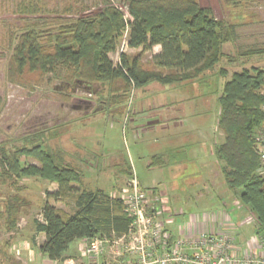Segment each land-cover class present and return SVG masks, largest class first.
I'll list each match as a JSON object with an SVG mask.
<instances>
[{"label": "rangeland", "instance_id": "obj_1", "mask_svg": "<svg viewBox=\"0 0 264 264\" xmlns=\"http://www.w3.org/2000/svg\"><path fill=\"white\" fill-rule=\"evenodd\" d=\"M30 1L0 0V264H16L21 260L25 264H41L35 246L43 240V235L36 232L35 226L37 222H42L41 208L45 201L60 212H72L71 195L61 196L57 200L47 197V192L57 190V184L35 176L15 177L9 168L2 167V155L18 156L16 151L28 144L24 140L26 136L32 135L34 138L31 146L41 143L42 149L61 165L78 171L81 186L88 190L100 189L106 194L120 197L117 191L124 186L126 188L128 181L135 178L140 188L151 192L149 208L152 203L162 200L160 204L164 209L171 207L185 211L187 206L184 200L189 201L187 198L191 194L192 213L206 204L208 197L209 202L216 194L219 196L223 179L216 164L214 148L223 141L217 128V98L225 79L218 72L224 69L229 77L243 67L264 68V58L242 61L243 65L239 62L230 65L223 58L221 64L203 75L206 79L199 76L203 79L202 85L190 86V82L183 81L170 86L157 82L140 88L131 86L126 102L122 107H117L109 102L113 91L111 86L93 85L94 91L90 92L80 84L63 91L62 82L50 76H14L11 72L13 79H8L15 39L21 34L19 30L24 28L25 23L33 21L32 17L16 12V6ZM126 1L109 0L127 19ZM197 2L201 7L210 9L216 19L238 24V45L264 43V0ZM38 3L49 12L58 11L59 15H38L47 21L55 17H84L97 13L103 7L102 0H38ZM69 5L73 9L71 13L61 12ZM124 43L109 55L114 65L121 52L129 57L141 52L139 48H127ZM159 51V47H153L150 52L140 54L143 71H157L151 57ZM223 52L233 57L236 45L225 43ZM160 72L163 76L173 74L166 70ZM120 109L121 115L118 113ZM34 117L42 118V124L36 126L37 129H28L29 124L33 123L27 122ZM258 139L264 162V133H260ZM31 146L27 145L28 148ZM171 150H174V154L168 157ZM180 153L182 156H176ZM154 155H164L166 161L175 160L177 166L170 169L149 166ZM18 160L21 166L41 167L36 158L30 155H20ZM126 164L130 167L131 175L127 173ZM216 188L220 191L217 192ZM199 194L203 197L200 201ZM217 197L213 202H220L222 196ZM14 206L18 207L19 215L16 227L10 231L6 218L12 216L10 211ZM248 216L251 224L255 225V218L250 214ZM173 218L179 221L182 216ZM174 227L175 224L170 226L171 230ZM74 245L71 243L68 251ZM77 255L73 253L64 257L58 264L71 258L83 264ZM112 258L111 249L106 246L102 260L104 263L111 262ZM128 259L127 256L121 258Z\"/></svg>", "mask_w": 264, "mask_h": 264}, {"label": "trees", "instance_id": "obj_2", "mask_svg": "<svg viewBox=\"0 0 264 264\" xmlns=\"http://www.w3.org/2000/svg\"><path fill=\"white\" fill-rule=\"evenodd\" d=\"M102 3L103 7L95 14L75 19L55 17L51 21L38 15H59L58 11L49 12L38 0L16 6V12L32 17L33 21L26 22L15 39L10 73L50 76L62 82L63 91L80 84L90 92L94 91L93 85L111 86L110 104L122 107L131 86L140 88L150 82L170 86L183 81L190 82V86L202 85V80L207 78L203 75L221 64L223 58L230 65L264 58V43L238 45V24L216 19L197 0H127V19L109 0ZM72 10L69 5L61 12L69 14ZM123 43L129 49L139 48L140 54L159 46V53L151 57L157 71H143L140 54L129 57L121 52L114 65L109 55ZM225 43L236 45L233 57L223 52ZM159 70L173 74L163 76ZM218 75L225 79L217 98V128L223 141L215 145V159L226 189L252 213L256 234L264 238V162L258 147V135L264 133V68L243 67L229 77L220 69ZM9 78L13 79L12 73ZM118 113L121 115V109ZM36 135L39 134L33 136ZM33 139L32 135L24 138L30 146ZM27 145L16 151L18 156L3 154L2 167L9 168L15 177L35 176L57 184L55 192L46 193L48 198L57 200L71 195L73 200L71 213L60 212L44 202L42 222L35 226L36 232L44 236L37 246L40 255L58 264L74 241L96 237L112 241L128 234L132 219L123 211L119 199L111 198L100 189L92 191L81 186L79 172L61 165L42 149L41 143L30 148ZM173 152L167 156L171 157ZM20 155L36 158L41 167L21 166ZM164 158V155H154L149 166L177 163ZM12 208V216L6 218L10 231L16 227L19 215L18 207Z\"/></svg>", "mask_w": 264, "mask_h": 264}, {"label": "built area", "instance_id": "obj_3", "mask_svg": "<svg viewBox=\"0 0 264 264\" xmlns=\"http://www.w3.org/2000/svg\"><path fill=\"white\" fill-rule=\"evenodd\" d=\"M150 195L151 192L139 187L135 178L128 181L118 199L132 219L129 232L112 241L97 237L84 240L80 255L87 259V264H99L106 246L110 247L114 259L104 264H264V251L251 249L253 245L263 248L264 243L256 236L250 238L249 248L241 256L231 252L234 238L228 233L206 232L192 238H172L157 220L163 205L155 208L152 203L149 208ZM246 221L252 222L250 218ZM124 256L129 259L121 260ZM62 264L79 263L69 259Z\"/></svg>", "mask_w": 264, "mask_h": 264}, {"label": "crops", "instance_id": "obj_4", "mask_svg": "<svg viewBox=\"0 0 264 264\" xmlns=\"http://www.w3.org/2000/svg\"><path fill=\"white\" fill-rule=\"evenodd\" d=\"M155 47H159V46H155ZM170 104H174V103H170ZM168 125L171 126L169 123ZM175 166H177V164H171L163 168L168 167V169H170L171 167H175ZM219 188L220 190L222 189V193H220L219 196L218 194H216V196L212 197L209 202H208L209 199L208 197L207 201H205L206 204H202L201 207L197 208L195 211L193 210V213L191 212V203H190L191 202L190 200L193 199V196L190 194L189 197L187 198L189 199V201L184 200L186 204L185 206H187L185 211L182 210L181 208L175 210L171 207H168L167 209L161 210L162 214L159 213V215L157 216V220L163 223L164 229L174 239L192 238L196 235L206 232L228 233L234 238V241L232 242L233 247L231 249V252L233 254L241 256L244 252H246L247 248H249V240L251 237L256 236L258 240H260L261 242L264 241V238L256 234L255 231V229L257 228L256 223L255 225H252L253 223L251 224V222L250 223H248L247 221L244 222L245 219L249 218L248 214L252 215V213L246 207L242 206L239 203L237 197H235L230 191H228L223 183L222 185H220ZM220 190L216 188L217 192H219ZM124 191H125V186L123 187V189L117 191L120 197L124 194ZM107 195L110 196L111 198H117V199L119 198L118 195L117 197L111 196L109 194ZM217 196L219 198L220 196H222V199L218 203L213 202ZM201 198L203 197L201 194H199V201L201 200ZM160 203H163L162 200L161 201L159 200V202L156 203L154 202L153 205L155 206V208H160L163 205ZM179 215L182 216V219H180L179 221H177V219L174 220L173 216H179ZM174 224L175 227L171 230L170 226ZM42 241L43 240H41V242ZM83 242L84 240H77L72 242L75 244L73 249L69 251L67 249L66 252L64 253V256L69 257L72 256L73 253H76L78 254L77 255L79 257L78 259L83 264H87L88 263L87 259L80 255L81 249L83 247ZM38 245L39 244H37V246ZM37 246H35V248H37ZM251 249L260 253L264 251V245L262 249L259 248L258 245H253ZM38 257L41 258V264H52L50 260H48L45 256L40 255L39 252H38ZM102 259L99 261V264H104V261ZM16 264H25V262L21 260V261H17Z\"/></svg>", "mask_w": 264, "mask_h": 264}, {"label": "flooded vegetation", "instance_id": "obj_5", "mask_svg": "<svg viewBox=\"0 0 264 264\" xmlns=\"http://www.w3.org/2000/svg\"><path fill=\"white\" fill-rule=\"evenodd\" d=\"M54 119V118H53ZM40 120H42V118H40V117H34L33 119H31L29 122H27V123H33V124H29V128L28 129H31V130H33L34 128L35 129H37V127L36 126H38V125H40V124H42L41 123V121ZM33 121V122H32ZM40 121V122H39ZM25 125V124H24ZM23 125V126H24ZM27 125V124H26ZM30 130V131H31Z\"/></svg>", "mask_w": 264, "mask_h": 264}]
</instances>
